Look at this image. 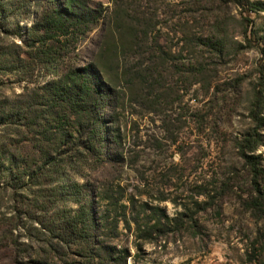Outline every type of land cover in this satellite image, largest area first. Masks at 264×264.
<instances>
[{"label": "rangeland", "instance_id": "1", "mask_svg": "<svg viewBox=\"0 0 264 264\" xmlns=\"http://www.w3.org/2000/svg\"><path fill=\"white\" fill-rule=\"evenodd\" d=\"M255 4L264 0H0V264H264V211L248 205L241 156L254 135L244 153L264 192ZM68 5L98 18L58 38L67 50L48 63L39 28ZM69 69L104 94L94 147L44 94ZM85 200L90 230L71 223Z\"/></svg>", "mask_w": 264, "mask_h": 264}, {"label": "trees", "instance_id": "2", "mask_svg": "<svg viewBox=\"0 0 264 264\" xmlns=\"http://www.w3.org/2000/svg\"><path fill=\"white\" fill-rule=\"evenodd\" d=\"M254 8L259 11H264V4H255ZM98 17L92 11L86 14H78L74 8L69 5L66 8H59L52 11L48 16H44L45 26L39 28L42 34L37 38L40 47H46L38 51L37 57L43 61L48 58V63H52L51 55L59 53L61 50H67L68 43H60V37H65L72 34V37L82 36L88 26L95 23ZM59 43L60 46H54L52 43ZM50 43V44H49ZM44 94L49 98L48 104L57 103L63 106V111H69L72 118L71 128L77 134L76 138L87 135L90 141V146L94 145L91 141L97 137L99 125L94 119V114L102 107L104 97L102 90L93 85L92 81L86 74L77 69L67 70L65 76L56 82H50L45 85ZM261 94L256 91L254 93V102L251 109V114L254 120L258 121L259 112L261 111ZM41 104V98L39 100ZM36 105V100L33 101ZM51 108L54 106L51 105ZM31 109L30 107H27ZM92 126V128H91ZM254 135L244 140L241 146V156L245 163L249 166L251 175V186L255 192V196L248 201V205L257 211H264V192H261L258 186V170L254 158L247 156L244 151L250 149L251 143H254ZM56 163V162H55ZM58 165V164H55ZM73 226L83 225L90 230L92 224L91 204L89 200H85L80 204L75 217L71 220Z\"/></svg>", "mask_w": 264, "mask_h": 264}]
</instances>
